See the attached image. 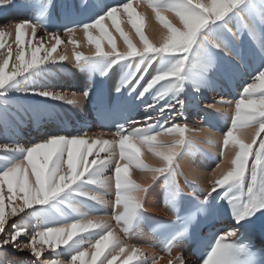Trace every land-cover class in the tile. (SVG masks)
Wrapping results in <instances>:
<instances>
[{"label": "snow or ice", "instance_id": "1", "mask_svg": "<svg viewBox=\"0 0 264 264\" xmlns=\"http://www.w3.org/2000/svg\"><path fill=\"white\" fill-rule=\"evenodd\" d=\"M9 6H17L15 0L8 4L0 0V9ZM141 6L150 8L166 30L158 46L145 33L147 16L138 10ZM23 7L34 15L0 25V122L6 116L13 91L76 106L92 98L96 77L105 78L116 67L127 69L116 92L127 90L129 97L144 105L146 115L143 121L124 117L116 123L121 113L102 109L105 126L115 129L113 139L105 138L103 132L90 137L84 129L75 134L48 135L27 147L0 144V251L9 245L19 251L28 250L35 264H159L163 257L135 245L129 249L110 220L91 213L98 205L111 203L110 219L131 236L146 218L147 194L162 180L166 203L175 214L171 223L180 225L164 238L167 264H187L182 254L172 256L173 249L191 238L192 229L215 222L225 205L232 223L214 236L202 264H264V244L257 246L253 242L255 221L264 216V0H123L105 5L106 10L99 9L93 0H69L60 6L58 19L52 14L54 0H26ZM167 13L178 17L181 27L173 24ZM122 16L142 41V49L124 31ZM106 21H111L123 38L126 52L118 50ZM233 21L247 32L254 50H241L235 40L237 33L229 27ZM39 29H43V35H37ZM92 29L99 30V36L93 35ZM77 30H82L88 42L95 45L91 55L74 51L77 67L89 73L90 83L82 92L70 95L41 90L36 82L53 68L62 69L68 59L67 55H53L63 43L61 31L69 37V43L78 45L72 39ZM46 37L54 41L50 47L45 46ZM105 39L111 51L104 50ZM13 43L18 63H12L9 70ZM230 57L240 63L230 61ZM249 60L255 68L238 98L233 102L221 97L205 105L222 112L226 110L218 109L217 104L234 103L219 156L223 162L224 149L235 147L230 167L210 181L211 188L203 198L197 195L200 173L192 168L193 179L185 178L191 191L185 193L179 182L183 175L180 160L194 153L216 159L200 145L216 146L219 141L211 127L169 123L185 117L189 93L199 97L204 90L215 87V76L225 64L226 73L235 76L241 67H250ZM153 65L155 73L142 85ZM32 111L40 113L42 108L36 106ZM249 127L256 129L255 135L251 142H245L238 133ZM160 136L175 138L165 142ZM145 145L162 157L163 166L145 162ZM132 169L153 173L150 182L138 183L132 178ZM113 182L115 200L108 201L101 190L111 188ZM184 198H190L192 203L190 210L181 215L179 205ZM9 216L18 219L9 224ZM33 218L35 225L31 223ZM89 248L94 251L90 253Z\"/></svg>", "mask_w": 264, "mask_h": 264}, {"label": "bare ground", "instance_id": "2", "mask_svg": "<svg viewBox=\"0 0 264 264\" xmlns=\"http://www.w3.org/2000/svg\"><path fill=\"white\" fill-rule=\"evenodd\" d=\"M5 4L9 3V0H3ZM66 2H69V0H54V3L56 4V8L52 10L53 18L58 19L59 18V12H60V6ZM74 2V0H73ZM93 2L98 6L99 9L101 10H106L104 8L105 5L111 6L113 3L117 2H123V0H93ZM205 3H208V0H204ZM26 3V0H15V5L17 6H9L0 9V25H3L6 23L8 20H19V19H26L34 15V12L32 10L26 9L23 7V5ZM142 13H145L147 16V24L145 26V33L148 36L149 40L153 43L156 44L157 46L161 43V38H162V33H165L166 30L163 28L162 25H160L154 17V14L152 13L150 8H146L141 6L139 9ZM169 19L173 24H175L177 27H181L179 18L176 17L173 13H167ZM94 18V17H93ZM121 23L122 27L125 32H127L136 45L137 48L142 49L143 48V43L139 39L138 35L135 33V30L132 29L131 25L126 22V17L122 16L121 17ZM106 24L109 28V31L112 32L118 50L121 52H126L127 45L125 44L123 38L120 36L118 32L115 31L114 27L111 25V21H106ZM229 27L232 28L233 32H236L237 35L235 37L236 43L240 45L241 50L244 52H248L249 50H254L252 41L250 40L248 34L246 31L242 30L239 28V24L237 21H233L231 24H229ZM49 28L48 30H50ZM43 29H39L37 35L40 36ZM93 35L99 36V30L97 29H92L91 30ZM11 39L14 41L15 39V34L13 31V35ZM61 39L63 43L58 47L57 51L53 53L54 56L58 55H67L68 59L64 62L63 68L62 69H56L53 68L52 72L49 75H46L45 77L39 79L36 82L37 87H41L44 84L52 85L55 82H61L63 80H68L69 84H77L78 89L84 90L90 83V78H89V73L85 71H81L75 62L74 59V51H79L82 52L85 55H91L92 53L95 52V45L90 44L85 37L84 33L82 30H77L75 34L72 36V39H75L78 41V45H73L72 43H69V37L67 35H64L63 32L61 31ZM54 41L50 37L45 38V46L50 47L51 44ZM102 46L105 51H111V46L108 44L107 40L102 41ZM15 44L13 43V49H14V55L13 59L9 63V70H11V65L12 63H18V61L15 60ZM43 55V53H41ZM28 58H30V51L28 52ZM2 59V57H0ZM230 61L235 62L236 64H239L240 62L235 59V57H230ZM249 68H243L241 67L239 74L235 76H230L226 73L224 68L227 67V64H225L222 67V70L216 74L215 76V81L216 84L215 86L218 87V91H230V89L236 87L237 83L240 82L241 79L240 77H244L246 74H249L252 68H255V64L252 60L248 61ZM155 68L156 65H153V68L150 70V74L147 76L145 79V83L147 82V79L151 78V75L155 73ZM127 69H121L120 67H116L113 71L109 73V75L105 78H100L96 77L95 80L93 81L94 83V88H93V93L96 91V89H99L100 86H102L103 82L105 79H107L108 83V88L109 91L113 92L114 96H117L118 93L116 92L117 87L119 86L120 80L126 72ZM246 79V78H245ZM143 83V84H145ZM60 84V83H59ZM142 84V85H143ZM223 85L226 89H222L219 87V85ZM239 84V83H238ZM46 86V85H45ZM55 86V85H53ZM228 86V87H227ZM238 86V85H237ZM80 87V88H79ZM242 89V87H241ZM241 89H238L237 93L233 94L235 98L231 99V97H224L225 99L234 100L238 98V93L241 91ZM46 90V89H44ZM51 91V90H50ZM232 91V90H231ZM230 91V92H231ZM73 92V91H71ZM70 92V94H71ZM98 92L100 93L101 90L99 89ZM234 92V91H233ZM69 94V95H70ZM127 90H124L123 95H127ZM228 94V93H227ZM138 95V94H137ZM9 103L7 107V113L6 116L4 117L3 121L0 122V136H2L3 140H5L4 143H8L9 145H15L18 143L17 139H21L23 137V133L20 130V128L24 124H30L31 122L32 126L37 127L38 129H42L43 127H46L45 122L50 123L54 128L58 127V129H64L65 125H60V124H55L57 121L58 123H61V112H64V114H68V112L72 111H81V112H87V108L89 106V102L83 101L81 104L76 105V106H71L66 103L62 102H56L52 100H44L41 97L38 96H28L24 95L19 92H11L9 94ZM196 101V100H195ZM218 101V100H216ZM97 102V101H96ZM21 103V104H20ZM50 104V105H47ZM55 104L53 106L52 104ZM201 104V103H200ZM36 106H39L42 108V111L40 113L33 112L32 109ZM216 107L218 109L226 110L222 112H217L214 109L211 110L210 112L213 113L212 115L209 114V117L212 116V120L216 123L218 126L219 130L222 132H216L213 130V132L216 134V138L218 139V143L216 146H209L206 143H202L200 145L201 148L205 149L206 152L213 154L216 159H210L206 156H204L202 153H194L191 155L185 156L182 160H180V166L183 170V175L179 177V182L181 187L183 188L184 192H190L191 189L188 187V185L185 183V178L184 176L186 175L189 179H193L191 175V169L195 168L199 173L200 176L198 177V182L201 183L200 185V190L197 192V195H199L201 198H203L204 195L207 194V192L211 188L210 181L214 182L216 179L220 177L223 171L228 169L230 167L229 160L235 153V147L232 145H229L227 148L224 149L225 152V159L223 162L220 161L219 156H220V151H221V145H222V137L223 133L227 131L228 127L230 126L231 123V116L234 111V103L232 105H221L217 104ZM98 108V102L96 109ZM74 112V113H75ZM203 113V112H202ZM206 113V112H205ZM73 114V113H72ZM83 115V113H82ZM88 115V114H87ZM87 115L84 116L87 119ZM73 118V116H70ZM70 119V118H69ZM74 120V119H73ZM204 120V119H202ZM64 121V120H63ZM203 122V121H202ZM64 123V122H63ZM74 125L73 129L68 131L67 129H64L65 131H58V134H66V133H72L75 134L77 132L81 131V127H78V123L75 122V120L72 122ZM41 124V125H40ZM30 125V126H31ZM40 125V126H39ZM76 125V126H75ZM39 126V127H38ZM89 126H96L99 127V125L94 124V125H89ZM88 126V127H89ZM48 127V126H47ZM87 127V126H86ZM203 127V126H200ZM28 128V127H26ZM34 128V127H33ZM76 128V130H74ZM31 129V128H30ZM29 130V129H27ZM34 130V129H33ZM98 131L90 133L89 131V136H94L96 134L101 133L102 129H97ZM24 131V130H23ZM36 131V130H35ZM40 131V130H39ZM255 128L249 127L246 129H242L238 135L240 136L241 139L245 140V142H251L253 136L255 135ZM30 132V131H29ZM105 133V138L107 139H113L114 137L111 135L112 132H103ZM17 134V135H16ZM18 134H22V136H18ZM38 134V133H37ZM55 134V132H54ZM57 134V133H56ZM52 135V134H50ZM41 136V135H40ZM39 136V137H40ZM8 137L14 138V142L10 143V139ZM38 137V135L36 136ZM47 137V136H46ZM44 138L41 136V139ZM175 137L172 136H160L159 139L165 142H168ZM40 140V139H38ZM11 141H13L11 139ZM23 142V141H22ZM32 143V140L30 139V143L28 145H23L25 147L30 146ZM3 144V143H2ZM142 152H143V158L146 163L149 165H152L153 167H161L164 165V160L162 157L156 156L153 152L148 150V147L142 146ZM117 155H118V149H117ZM217 163L220 164V167L217 168L216 165ZM65 170H66V165H65ZM133 169L131 170V175L134 180H136L138 183L141 184H147L150 182V178L153 175L151 172H146V171H140L139 173H134L132 172ZM112 189L114 188V183L113 186L111 187ZM111 188L107 190H101V194L107 199L108 201H114L115 200V192H110L111 195L109 197V190L111 191ZM113 207L111 203L107 204ZM106 207L105 205H103ZM102 206V207H103ZM100 206H97V210L92 212L91 215L93 217H100L108 220L107 217L101 216V215H96L97 212L102 213L103 211H108V208L106 207L104 210L99 208ZM145 207V216L146 215H151L153 214L155 217H160L164 219H174L175 214L174 212L170 209V207L166 203V197L163 189V181L161 180L159 183H157L152 190L147 194V200L144 204ZM101 209V210H100ZM103 214V213H102ZM110 216V215H109ZM9 219V217H8ZM36 220L33 218L31 220V223L36 224ZM67 223H71V220H67ZM111 224L113 225V228L115 230V227L118 228L120 231L122 225H118L117 223H113L110 221ZM232 221L230 219V222L228 223V227L231 225ZM116 234L120 237L119 232L115 230ZM161 230L157 229H152L151 231L148 229L146 220L144 219L140 225L138 226L136 232L134 235L138 238L137 241H132L130 242L128 239L125 240L124 242L129 246V249L131 246L135 245L137 247H140L141 249L147 250L148 253H152L153 251L157 253L159 256L163 257L159 261V264H167V261L169 259L168 254L166 251L163 250V237L160 235ZM124 237V236H123ZM133 237V236H132ZM94 251V249L89 248V252L91 253ZM177 253L182 254L183 258L187 262V264H196V259L194 254L192 253V246L188 244L185 240L180 243L178 247L173 249L172 256H176ZM1 256V255H0ZM90 255L87 257V259L90 260ZM0 261L3 262V264H22L20 262H17V260L13 263V260H10L9 262L4 261L0 257ZM22 262V261H21Z\"/></svg>", "mask_w": 264, "mask_h": 264}, {"label": "rangeland", "instance_id": "3", "mask_svg": "<svg viewBox=\"0 0 264 264\" xmlns=\"http://www.w3.org/2000/svg\"><path fill=\"white\" fill-rule=\"evenodd\" d=\"M51 31H53L54 29H50ZM43 31V30H42ZM41 35H43V33H41ZM147 78V77H146ZM246 78V79H245ZM239 79L240 82L237 83L236 87L235 88H232L229 90L231 91H224L222 90L221 92L218 91V87L215 86L214 88L212 89H206L203 91L202 95L197 97V96H194L192 93H189L188 96H187V100H188V103H189V107L187 108L186 112H185V117L184 118H177L175 121H170L169 123V126H171V123L172 122H175V123H178V124H187L190 128H199L200 126H203V127H208L206 125V122H207V119L209 118V114L212 115L213 113H211L210 111L213 110V109H208L205 107L206 104H211V103H214L216 102V100H219L221 97H231L233 96V94L237 93L238 89H241V87H243L244 83L246 81H248L249 79V74H246L244 77H240ZM69 81L66 79V80H63L62 83L61 82H55L53 83L52 85H48V84H44L42 85L40 88L41 90H51L53 92H66L68 94H70L71 91H75V92H82L83 90H80L78 89V85L77 84H73V83H68ZM60 83V84H59ZM142 84L145 83V81H142L141 82ZM46 85V86H45ZM55 85V86H53ZM220 88L222 89H226L222 84L219 85ZM228 87V86H227ZM80 88V87H79ZM234 91V92H233ZM228 93V94H227ZM236 95V94H235ZM235 95L234 97H231V99L235 98ZM147 100L148 102H151V96H148L147 97ZM196 100V101H195ZM10 102V101H9ZM201 103V104H200ZM10 104V103H9ZM21 104V103H20ZM52 104V103H51ZM47 105H50L47 103ZM53 106H55V104H52ZM75 112V111H74ZM72 111L68 112L69 115L67 114H64V112H61V123L59 122H55V124H60V125H64L65 123V120H69V121H73L76 120L77 118H79L80 120H82L83 122L89 124L90 121H89V110L87 108V114L86 112H81V111H76L74 113ZM203 112V113H202ZM206 112V113H205ZM83 113V115H82ZM84 113H85V116L87 115V119L86 117L84 116ZM154 115V113H152ZM138 115V118H137V121H143L144 119V116L146 115V113L144 112V106H143V109L141 111H139V114ZM70 116H73L70 117ZM212 117V116H211ZM70 118V119H69ZM204 119V120H202ZM64 120V121H63ZM203 121V122H202ZM64 122V123H63ZM30 124H24L20 130L22 131L23 133V137H21V139H17L18 143H22L23 145H28L30 143V139L32 140V142H37L39 141L38 139H41V136L46 138V136L50 135V134H55L57 133L58 134V131L61 130V131H65V127L64 129H58V127L54 128L50 123L48 122H45V126L46 127H43L42 126V129H38L37 127L35 126H32L31 125V122H29ZM31 125V126H30ZM41 125V124H40ZM39 125V126H40ZM38 126V127H39ZM48 126V127H47ZM28 127V128H26ZM34 127V128H33ZM31 128V129H30ZM29 129V130H27ZM34 129V130H33ZM97 129H101L99 127H96V126H90L89 127V130H88V133L90 131V133H93V132H96L98 131ZM24 130V131H23ZM36 130V131H35ZM40 130V131H39ZM30 131V132H29ZM102 132H110L108 130H101ZM216 132H222V131H217V130H214ZM38 133V134H37ZM17 135V134H16ZM38 135V137H36ZM41 135V136H40ZM18 136H22V134H18ZM40 136V137H39ZM8 139H10V143H13L14 142V138L12 137H8ZM11 139L13 141H11ZM23 141V142H22ZM5 140H3L2 136H0V144L4 143ZM12 145V144H11ZM141 170H138V169H133L132 172L134 173H139ZM108 175L111 176L112 173L111 171L108 172ZM184 178H187L189 181H191L192 179H189L186 175L184 176ZM114 183V182H113ZM200 185L201 183L198 182ZM109 193L110 192H115V189H112L111 188V191L109 190L108 191ZM111 193L109 194V197H110ZM109 204V203H108ZM106 207L108 208H111V209H108V211H103L102 213H99L97 212L96 215H101V216H104V217H107L108 220L112 221L113 223H116V221L114 219H110L112 217V214H113V207L110 206V205H105ZM106 207H102L100 206L99 208H101L102 210H104ZM100 209V210H101ZM87 210V209H85ZM110 215V216H109ZM17 217H11L9 216V219H8V223L11 224L13 222H16L17 221ZM33 225H35V223H32ZM7 227V225H6ZM120 228H122L120 226ZM115 230L117 232H119L120 234V239L125 241V240H132L133 242L134 241H137L138 238L133 234L131 236H126L122 230L118 231L119 229L115 227ZM124 236V237H123ZM133 236V237H132ZM23 239V237L21 238ZM130 241V242H132ZM0 257L6 262H9L10 260H13V263L17 260V262H20L22 264H35V258L31 255V253L28 251V250H24V251H19L17 250L16 248H14L13 246L9 245V246H5L3 248L2 251H0ZM45 255L47 256V253H45ZM50 258V257H49ZM22 261V262H21Z\"/></svg>", "mask_w": 264, "mask_h": 264}]
</instances>
